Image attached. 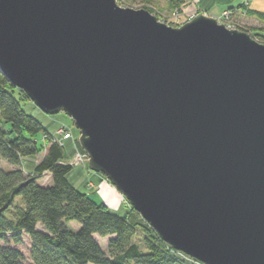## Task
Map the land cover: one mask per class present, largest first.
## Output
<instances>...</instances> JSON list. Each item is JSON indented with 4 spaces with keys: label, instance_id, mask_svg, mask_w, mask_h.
I'll list each match as a JSON object with an SVG mask.
<instances>
[{
    "label": "water",
    "instance_id": "1",
    "mask_svg": "<svg viewBox=\"0 0 264 264\" xmlns=\"http://www.w3.org/2000/svg\"><path fill=\"white\" fill-rule=\"evenodd\" d=\"M0 71L80 132L176 251L264 264V44L199 14L174 28L116 0H0Z\"/></svg>",
    "mask_w": 264,
    "mask_h": 264
},
{
    "label": "trees",
    "instance_id": "2",
    "mask_svg": "<svg viewBox=\"0 0 264 264\" xmlns=\"http://www.w3.org/2000/svg\"><path fill=\"white\" fill-rule=\"evenodd\" d=\"M233 1L223 10L233 13L240 9L264 22L263 12L242 3L233 6ZM171 2L181 6L179 0ZM251 35L264 44V28ZM21 101L30 100L0 71V124L11 127L9 132L0 127V242L5 243L0 246V264H204L165 243L133 209L126 217L117 215L78 190L70 178L74 167L63 160L65 145L52 141V134L22 108ZM41 135L47 138V153L34 173L27 174L24 159L46 149L38 143ZM73 143V156L77 151L84 153L77 141ZM1 160L14 170L4 171ZM44 176L50 177L48 185L40 183ZM70 222L75 229L68 227ZM23 235L30 239L28 255L9 246L21 244ZM138 236H142L145 250L135 243ZM97 238L107 239L105 249Z\"/></svg>",
    "mask_w": 264,
    "mask_h": 264
},
{
    "label": "rangeland",
    "instance_id": "3",
    "mask_svg": "<svg viewBox=\"0 0 264 264\" xmlns=\"http://www.w3.org/2000/svg\"><path fill=\"white\" fill-rule=\"evenodd\" d=\"M117 4L123 8H132L135 10L145 9L151 14L158 17L160 22L167 24L168 26L178 28L187 22L191 21L197 15L202 14L208 17H212L218 21L219 24H224L228 29L238 30L235 26H240L247 30V33L258 34L264 28V22L260 21L256 17H249L245 11L237 9L235 12L230 13L229 10H223L224 6L230 4V0H179L181 6H176L171 2V0H116ZM236 6L240 3L244 4L246 8L251 10H256L264 13V0H234ZM223 7V8H222ZM22 108L29 114L34 115L36 111V119L41 122L44 128L50 134H55L56 131L63 125L69 128L73 133V139L65 143L64 150V161L68 162L73 166L74 156L71 151L73 150V142L77 141L79 143L80 132L75 127L72 119L67 117L64 113L58 115H48L43 112H38V108L29 101V102H20ZM40 111V110H39ZM0 127L5 131L9 132L11 127L7 124H0ZM8 138H13V135H8ZM44 137L41 135L38 138V143L47 147V143L43 140ZM42 154V153H41ZM34 164L31 162H25V172L27 174H33L35 171ZM74 167V166H73ZM86 167V168H85ZM76 166L72 171L70 178L72 184L82 192H86L89 196L98 203H104L111 212L126 217L132 210V207L128 205L125 198L121 195L120 192L116 190L118 199L112 200L101 196L100 188L92 182H88L89 178H85V186L81 184V175L82 172H88L89 174H95L89 170V166ZM1 168L4 171L14 170V166L9 164L5 160H1ZM80 170V172H78ZM77 173V174H76ZM103 176L102 174H100ZM80 176V177H79ZM92 181V180H91ZM94 182V181H93ZM40 183L43 185H48L50 183V178L44 176ZM79 183V184H78ZM92 184V186L90 185ZM115 194V195H116ZM106 202V203H105ZM77 225V224H76ZM69 228H76L74 222L68 223ZM74 228V229H75ZM42 229V227H38ZM98 242L101 244L103 249H105L107 244V239L97 238ZM135 243L139 245L141 250H145L144 244L142 242V236H138L135 239ZM4 242H0V246H4ZM9 246L20 250L23 254L28 255L31 248L30 239L27 235H23L21 244L9 243Z\"/></svg>",
    "mask_w": 264,
    "mask_h": 264
},
{
    "label": "crops",
    "instance_id": "4",
    "mask_svg": "<svg viewBox=\"0 0 264 264\" xmlns=\"http://www.w3.org/2000/svg\"><path fill=\"white\" fill-rule=\"evenodd\" d=\"M233 6H236V5L233 3ZM35 112L36 111H34V115L37 117V115H36ZM38 112H41V111L38 110ZM74 146H75V143H73V145H72L73 150H74ZM47 149H48V146L46 147L45 151L42 154H40V155H38L36 157L24 159V163H23L24 170H25V162H31V163L34 164L33 167H35L43 159V157L46 155ZM73 150L71 151L72 155L74 153ZM65 163H68V162H65ZM78 172H80V170ZM48 178H50V177H48ZM85 178H89L90 179V180L87 181V183L88 182H92L96 186V188H100V190H101V193H100L101 196L106 197V198H110V199H112L114 201L118 199L117 194H116V189L109 183V181H107L106 179H104L102 176L95 175V174H89L88 172H85V173L82 172V175H81V184L83 186H85V184H84L85 183Z\"/></svg>",
    "mask_w": 264,
    "mask_h": 264
},
{
    "label": "built area",
    "instance_id": "5",
    "mask_svg": "<svg viewBox=\"0 0 264 264\" xmlns=\"http://www.w3.org/2000/svg\"><path fill=\"white\" fill-rule=\"evenodd\" d=\"M52 141L59 143V145L64 146L65 143L71 139H73L72 131L67 128L66 126L60 127L55 134H52L51 136ZM45 142L47 143V138L44 137ZM88 163V156L85 153H82L80 151H77L74 155V162L73 166H82L84 164ZM92 186V184H90ZM126 200V199H125ZM127 201V200H126ZM128 203V201H127ZM129 205V203H128Z\"/></svg>",
    "mask_w": 264,
    "mask_h": 264
}]
</instances>
